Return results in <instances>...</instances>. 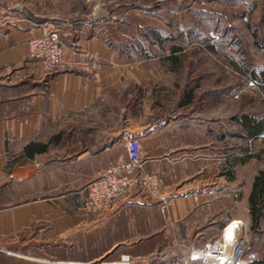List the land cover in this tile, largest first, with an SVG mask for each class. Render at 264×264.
Masks as SVG:
<instances>
[{
    "label": "crops",
    "instance_id": "obj_1",
    "mask_svg": "<svg viewBox=\"0 0 264 264\" xmlns=\"http://www.w3.org/2000/svg\"><path fill=\"white\" fill-rule=\"evenodd\" d=\"M21 7L0 0V264H112L119 255L179 264L233 219L231 182L226 170L218 174L209 135L200 125L155 116L151 101L138 113L122 74L139 68L115 63L96 27L75 21L58 31ZM50 31L59 32L68 59L93 58L96 69L46 73L33 63L28 41ZM124 135L139 136L140 171L160 178L171 227L140 191L94 216L82 210L86 186L127 160Z\"/></svg>",
    "mask_w": 264,
    "mask_h": 264
},
{
    "label": "rangeland",
    "instance_id": "obj_2",
    "mask_svg": "<svg viewBox=\"0 0 264 264\" xmlns=\"http://www.w3.org/2000/svg\"><path fill=\"white\" fill-rule=\"evenodd\" d=\"M18 3L25 15L53 21L57 30L62 23L75 21L96 27L95 31L117 58L115 63L130 70L139 68L136 74H122L125 97L135 91L138 113L145 100L151 101L159 118L177 117L202 126L199 132L202 136L209 135L218 174L226 170L231 182L233 219L230 220L234 221L230 225H236L237 220L243 222L249 249L256 254L255 264H264V235L249 232L248 213L253 179L264 170V135L247 138L239 122L243 116L264 121L261 77L264 23L260 20L264 0H18ZM174 47L178 51L172 65L164 60L172 55ZM135 76L138 83L133 85L130 81ZM145 80L146 84L139 83ZM245 148L254 157L231 169L232 159L243 158ZM222 185L218 179L217 192ZM220 232L221 228L208 232L210 240L217 239Z\"/></svg>",
    "mask_w": 264,
    "mask_h": 264
},
{
    "label": "built area",
    "instance_id": "obj_3",
    "mask_svg": "<svg viewBox=\"0 0 264 264\" xmlns=\"http://www.w3.org/2000/svg\"><path fill=\"white\" fill-rule=\"evenodd\" d=\"M28 57L33 63L39 64L46 73L62 70L92 73L97 67L95 60L68 59L57 31H50L46 35L30 39ZM152 129L153 127L144 133ZM123 142L127 160L122 163H111L104 173L86 186L81 200L82 210L87 215L94 216L109 208L114 200L140 191L158 204L164 221L172 226L168 206L160 196V178L155 174H144L140 171L143 151L139 136L124 135ZM233 221L224 224L217 239L210 240L199 248L189 249L186 257L179 264H254L256 254L249 249L245 237L246 227L243 222L237 220L235 227L229 229ZM115 264H136V262L128 255H121Z\"/></svg>",
    "mask_w": 264,
    "mask_h": 264
},
{
    "label": "trees",
    "instance_id": "obj_4",
    "mask_svg": "<svg viewBox=\"0 0 264 264\" xmlns=\"http://www.w3.org/2000/svg\"><path fill=\"white\" fill-rule=\"evenodd\" d=\"M260 20L262 23H264V15L261 16ZM253 36L255 39V44L258 45L259 42L257 41L255 32H253ZM172 50V55L166 56L164 61L170 62L172 65H174L175 60L177 59L174 56V53H177L178 50L177 47L172 48ZM261 77L262 80H264V71H262ZM239 122L243 127L247 138L253 139L259 137L260 135H264V121H257L249 116H243ZM252 157L254 156L250 153L249 148H245V156L243 158L232 159L230 164L231 169H233L236 164L246 163ZM232 174L233 172L231 170L229 174L231 180L233 179ZM248 213L250 220L249 232L254 236L264 235V170L259 171L253 179L248 195ZM223 226L224 224L221 226V228ZM255 263H257V259Z\"/></svg>",
    "mask_w": 264,
    "mask_h": 264
},
{
    "label": "bare ground",
    "instance_id": "obj_5",
    "mask_svg": "<svg viewBox=\"0 0 264 264\" xmlns=\"http://www.w3.org/2000/svg\"><path fill=\"white\" fill-rule=\"evenodd\" d=\"M234 227H235V225H230L229 229L234 228ZM226 250L229 251L228 249H226Z\"/></svg>",
    "mask_w": 264,
    "mask_h": 264
}]
</instances>
